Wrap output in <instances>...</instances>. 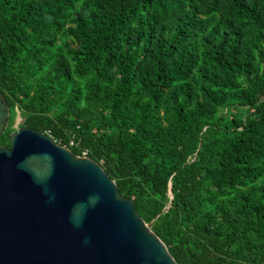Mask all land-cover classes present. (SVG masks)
Returning <instances> with one entry per match:
<instances>
[{
  "label": "trees",
  "instance_id": "1",
  "mask_svg": "<svg viewBox=\"0 0 264 264\" xmlns=\"http://www.w3.org/2000/svg\"><path fill=\"white\" fill-rule=\"evenodd\" d=\"M0 92L177 264H264V0H0Z\"/></svg>",
  "mask_w": 264,
  "mask_h": 264
},
{
  "label": "water",
  "instance_id": "2",
  "mask_svg": "<svg viewBox=\"0 0 264 264\" xmlns=\"http://www.w3.org/2000/svg\"><path fill=\"white\" fill-rule=\"evenodd\" d=\"M10 110L0 92V137ZM104 169L21 127L0 145V264H177Z\"/></svg>",
  "mask_w": 264,
  "mask_h": 264
},
{
  "label": "rangeland",
  "instance_id": "3",
  "mask_svg": "<svg viewBox=\"0 0 264 264\" xmlns=\"http://www.w3.org/2000/svg\"><path fill=\"white\" fill-rule=\"evenodd\" d=\"M12 115L10 114L7 128L3 133V135L5 136H8L14 131H17L23 125V115L21 114V111L19 109L15 108V113L13 116Z\"/></svg>",
  "mask_w": 264,
  "mask_h": 264
},
{
  "label": "built area",
  "instance_id": "4",
  "mask_svg": "<svg viewBox=\"0 0 264 264\" xmlns=\"http://www.w3.org/2000/svg\"><path fill=\"white\" fill-rule=\"evenodd\" d=\"M72 144H73V143L71 142V145H72ZM81 157H86V152H83Z\"/></svg>",
  "mask_w": 264,
  "mask_h": 264
}]
</instances>
